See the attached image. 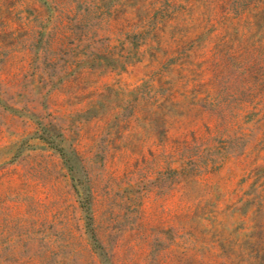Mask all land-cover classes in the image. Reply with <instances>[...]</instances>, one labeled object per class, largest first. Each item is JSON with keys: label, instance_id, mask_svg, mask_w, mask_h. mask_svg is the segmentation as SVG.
Instances as JSON below:
<instances>
[{"label": "rangeland", "instance_id": "1", "mask_svg": "<svg viewBox=\"0 0 264 264\" xmlns=\"http://www.w3.org/2000/svg\"><path fill=\"white\" fill-rule=\"evenodd\" d=\"M0 264H264V0H0Z\"/></svg>", "mask_w": 264, "mask_h": 264}]
</instances>
